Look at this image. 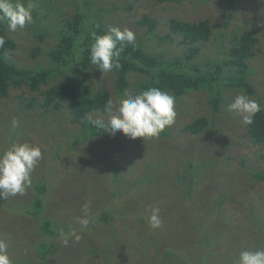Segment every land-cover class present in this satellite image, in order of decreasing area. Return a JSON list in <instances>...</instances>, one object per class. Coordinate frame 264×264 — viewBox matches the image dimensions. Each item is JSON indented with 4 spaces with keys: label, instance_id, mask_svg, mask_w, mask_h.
<instances>
[{
    "label": "rangeland",
    "instance_id": "1",
    "mask_svg": "<svg viewBox=\"0 0 264 264\" xmlns=\"http://www.w3.org/2000/svg\"><path fill=\"white\" fill-rule=\"evenodd\" d=\"M39 1L44 5L51 1L60 11L43 16L34 11V23L24 29L9 31L6 25L7 35L17 42L8 60L18 67H49L44 52L56 44L60 19L71 18L79 6L86 12L84 2H91V13L110 8L99 16L107 29H130L136 43L164 59L184 51L178 39L158 41L168 31L170 18L209 20L213 34L209 42L199 44L197 64L224 60L229 38L243 30H250L259 42L249 61L251 91L223 90L225 99L216 115L205 92H187L175 99V124L151 139L110 131L104 140L81 139V126L71 121L66 103L56 112H45L39 92L11 90L0 106V153L24 142L39 146L43 153L26 193L0 198V238L8 241L13 264L38 263L42 244L50 248L45 264H236L241 251L264 250V183L253 177L264 174V148L251 143L242 117L227 109L239 94L264 104V0ZM143 17L157 21L150 34L153 39H147L145 26L135 23ZM37 45L42 52L32 57L31 49ZM112 73L99 71L91 78L95 84H106L114 103L140 92L135 82L144 76L133 73L129 87L119 94ZM90 116L105 124L109 119L107 113ZM198 117L210 121L201 135L183 131ZM13 118L19 122L15 129ZM36 185L46 188L37 218L29 213ZM85 203L90 223L82 228L76 218L86 215ZM154 206L160 208L158 229L149 226ZM44 219L51 221L55 236L42 233ZM73 231L81 237L78 242L69 235Z\"/></svg>",
    "mask_w": 264,
    "mask_h": 264
},
{
    "label": "trees",
    "instance_id": "2",
    "mask_svg": "<svg viewBox=\"0 0 264 264\" xmlns=\"http://www.w3.org/2000/svg\"><path fill=\"white\" fill-rule=\"evenodd\" d=\"M35 14L45 15L60 11L57 5L51 1L44 3L39 0ZM63 1V0H61ZM78 2L80 0H69ZM159 3L175 2L181 0H157ZM27 3V0H20ZM91 2H84L83 7H77L74 15L68 19H60L57 30V41L53 48L44 52L50 64L49 67H18L8 60L10 54L17 49V42L6 33V24L0 23V36L5 38V45L0 48V106L3 99L7 98L11 90L39 92L42 95L40 107L45 112H56L63 103L71 114V121L81 126V139L96 137L100 140L107 138V131L90 124L88 115L94 112L106 113L105 104L111 100V91L104 84H95L91 75L99 74V69L89 60L90 46L94 42L93 34L103 35L107 28L101 22L100 15L107 14L108 9H100L89 12ZM38 10H42L38 11ZM44 10V12H43ZM130 11V8H128ZM50 14L46 18H50ZM48 18V20H49ZM139 26L146 27L147 39L157 26V21L150 17H143L135 21ZM168 31L159 37V42H174L183 47V54L172 59H164L142 48L139 43H125L123 51L116 62L118 68L111 72L115 75V90L123 94L129 87V76L132 73L146 75L142 81L135 85L138 89L147 90L157 87L175 97H182L187 92H205L208 95V103L212 115L221 111V105L225 99V89H238L251 91L249 77L252 71L249 69V61L255 57V45L259 39L250 30H243L239 36L232 34L228 42L230 47L224 60H213L209 63L197 64L194 59L200 51V43L209 42L212 37V28L209 20L203 19L197 22L181 21L170 18L167 23ZM41 40V37H40ZM119 47V45H118ZM259 51V49H258ZM32 57L41 53L37 45L31 49ZM104 80V79H103ZM105 82V80H104ZM35 98L27 106L33 107ZM262 110L253 117V122L245 126V135L251 143L264 148V104L260 103ZM209 119L198 117L183 127V131L190 134L201 135L207 128ZM162 134H165L162 132ZM73 143H68L71 146ZM184 178L183 175H180ZM253 177L264 183V174L254 173ZM35 195L32 199L33 217L40 216L43 209V198L46 188L36 185ZM42 198V199H41ZM41 231L45 235L55 236L51 229V221L44 219ZM264 245V242H262ZM42 244L40 246V260L36 264H45V252L50 248ZM24 264V263H23Z\"/></svg>",
    "mask_w": 264,
    "mask_h": 264
},
{
    "label": "clouds",
    "instance_id": "3",
    "mask_svg": "<svg viewBox=\"0 0 264 264\" xmlns=\"http://www.w3.org/2000/svg\"><path fill=\"white\" fill-rule=\"evenodd\" d=\"M36 8L37 4L34 0H27V3L20 0H0V23L6 24L9 31L24 29L34 23L33 12ZM135 39V34L130 29L121 30L115 26H109L103 35L94 33V42L90 46L89 53L91 64L103 74L110 72L114 67L118 68L120 65L116 60L123 51L124 44H132ZM4 45L5 38L0 36V48ZM139 91L135 96L126 94V98L119 99L115 103L108 100L105 104V112L109 116L107 124L102 119H93L91 116L88 118L90 124L103 128L104 131H110L111 134L122 132L132 139L145 140L159 137L166 127H171L176 122L175 97L157 87L139 89ZM227 109L241 116L242 123L247 125L253 122V117L262 110V107L250 96L239 94L227 105ZM18 126L19 122L13 118L12 128ZM41 159H43L41 148L28 142L13 143L10 148L0 153V198L24 195L31 187V173ZM88 209L89 204L85 203L83 210L86 215L76 218L82 228H87L90 223L87 217ZM148 220L152 229L162 226L159 206L151 208ZM69 235L76 242L81 239L75 231ZM68 242L66 236L63 243L67 245ZM8 247V241L0 238V264H13L8 255ZM236 264H264V250L241 251Z\"/></svg>",
    "mask_w": 264,
    "mask_h": 264
}]
</instances>
